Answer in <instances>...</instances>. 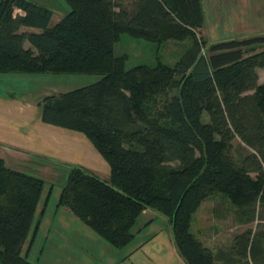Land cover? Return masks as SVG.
<instances>
[{
	"label": "trees",
	"instance_id": "obj_1",
	"mask_svg": "<svg viewBox=\"0 0 264 264\" xmlns=\"http://www.w3.org/2000/svg\"><path fill=\"white\" fill-rule=\"evenodd\" d=\"M63 1L69 12L50 27L49 9L0 0V75L99 76L39 103L44 124L83 136L109 168L102 181L74 167L58 206L114 249L131 243L149 210L167 220L185 264H264V37L216 43L207 57L197 36L201 0ZM124 34L190 46L174 66L127 69V55L115 53ZM43 187L0 158V264H33L27 253ZM214 195L246 227L215 253L191 233L194 214Z\"/></svg>",
	"mask_w": 264,
	"mask_h": 264
},
{
	"label": "rangeland",
	"instance_id": "obj_2",
	"mask_svg": "<svg viewBox=\"0 0 264 264\" xmlns=\"http://www.w3.org/2000/svg\"><path fill=\"white\" fill-rule=\"evenodd\" d=\"M27 1L43 6L52 12L50 27L58 23L69 12V7L63 0ZM201 1H203L204 23L202 28L197 31V36L203 42L205 41L203 54L207 57L212 54L210 48L215 46L216 43L225 42L226 45H229L234 40L264 37V18L259 14L257 16L252 15L251 11L244 7L245 2L237 3V0ZM189 46V41L149 43L144 40L130 38L124 34L121 35L120 41L115 45V53L116 55H127V69L138 65L153 66L156 60L174 66ZM257 73L258 83H264V70L259 68ZM98 79L99 76L95 75H0V100L4 98L14 99L22 115L25 114L26 118L32 117L34 111L36 113L39 111V103L43 98L73 91L90 85ZM38 115L40 117L39 113ZM20 119L23 120L21 117ZM206 120L207 116L205 115L204 121ZM8 124L12 128H16L22 135L26 134V130L32 126L30 123L26 124L17 119ZM1 147L4 151L7 149L6 152L11 154L12 158H18L15 160L17 161L16 165H27L26 170H22L23 172L15 170L14 168L17 166L13 164L9 166L11 170L44 182L34 219V224L40 220L39 227L28 253L26 250L32 232L23 247V254L26 252L28 261L33 264H119L130 253L132 246L149 241L152 236L162 233L167 227L166 221L162 217L147 211L143 212L138 216L132 229V233L135 235L134 240L122 249H114L102 237L84 225L67 208L58 206L61 190L71 172L65 169V165L58 162H56L58 163L57 166L47 163L41 165L40 170H37L34 165L40 164L39 160L31 158L29 160L21 156L16 157L9 148L0 145ZM33 149L39 150L41 147L35 144ZM47 157H53L56 161L58 155L55 156L52 152ZM101 160L102 162H98V166L93 171L88 172L105 181L109 178V168L102 158ZM45 202L46 206L43 207ZM245 228L234 222L227 201L220 195H214L206 199L194 214L191 223V233L204 247L210 249L213 253L217 249L228 245L232 237ZM157 242L159 248L162 247L165 250H170V252L174 250L171 236L168 239L165 233L160 235ZM156 250L161 253V250ZM163 254L166 258L165 251H163Z\"/></svg>",
	"mask_w": 264,
	"mask_h": 264
},
{
	"label": "crops",
	"instance_id": "obj_3",
	"mask_svg": "<svg viewBox=\"0 0 264 264\" xmlns=\"http://www.w3.org/2000/svg\"><path fill=\"white\" fill-rule=\"evenodd\" d=\"M238 2H245L244 7H247L252 15L257 16V14H259L264 18L263 0H237V3ZM18 109L14 99L4 98L0 100V145L9 148L12 151L11 153L16 155V157L21 156L29 160L30 158L39 160L40 164L34 165V168L37 170H40L41 165L47 163L56 166L60 163L61 165H65V169L68 171L78 166H81L87 171H93L98 166L97 163L102 162L99 154L94 150L92 145L80 134L44 124L38 115L39 111H37V113L34 111L32 117L26 118L25 114L22 115ZM20 117L23 120H21ZM16 119L32 125L26 130V134H20L16 128L14 129L8 124ZM35 144L40 146L41 149L34 150L33 146ZM2 149L3 147L0 148V156L5 161V164L8 167L12 166V164L16 165L15 163L17 161L15 160L18 158H12L11 154L6 152L7 149L5 151ZM51 151L55 156L58 155L56 161H54L53 157H47L50 156L52 153ZM16 166L21 169L19 170L17 167L14 169L20 172H23L22 170H26L27 168V165ZM146 211L158 217H162L155 212ZM162 218L166 221L167 230L165 229L162 233L152 236L147 242L132 246L130 253L127 257L123 258L119 264H185L178 256L174 245V250H172V252H170V250H165L161 246V248H159L157 239L160 235L165 233L168 239L169 236H171L169 224L164 217ZM156 249L161 250V253ZM163 251L166 252V258Z\"/></svg>",
	"mask_w": 264,
	"mask_h": 264
}]
</instances>
